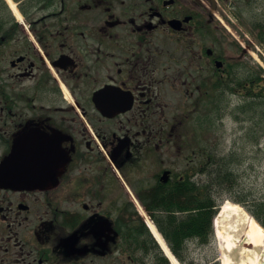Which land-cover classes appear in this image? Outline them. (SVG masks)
<instances>
[{"label":"flooded vegetation","instance_id":"af4514ba","mask_svg":"<svg viewBox=\"0 0 264 264\" xmlns=\"http://www.w3.org/2000/svg\"><path fill=\"white\" fill-rule=\"evenodd\" d=\"M16 1L0 8V171L24 183L0 180V264L159 260L142 217L198 192L201 129L264 97L262 69L226 52L212 0Z\"/></svg>","mask_w":264,"mask_h":264},{"label":"rangeland","instance_id":"374dc122","mask_svg":"<svg viewBox=\"0 0 264 264\" xmlns=\"http://www.w3.org/2000/svg\"><path fill=\"white\" fill-rule=\"evenodd\" d=\"M12 1L17 3L16 0ZM216 1V24L219 34L224 36L222 46L233 59L240 62L246 61L252 70H257L260 67L264 74V40L260 42L257 39L259 31L254 27L256 21L264 18V0ZM4 3L8 6L10 13L14 14L10 2L4 0ZM227 100L228 98H225V102ZM243 100V98L230 99L234 106L237 102L244 103ZM261 102H259L261 105L258 108V114L262 115L264 114V101ZM234 106L231 107L226 102V106H223L226 110L220 113L218 111L217 116L212 120L215 124L213 130L209 127L202 128L199 139H201V143L205 142L204 146L210 144L211 148L219 150L222 155L235 153L238 160L236 162L237 189L243 195H247L249 200L261 198L264 197V135L262 134L264 133V121H261V126L256 124L257 118L253 117L256 111L249 110V106L246 111L240 109L235 111L232 109ZM259 135H262L260 140H258ZM200 152L201 154L204 153L203 150ZM230 193L232 192L227 191L222 196L223 198L220 196V208L214 220L215 233L210 242L201 244L194 239L190 240L187 243L186 251L183 252L184 262L182 264H211L213 262L223 264L221 260L222 243L218 232L220 229H224V223L221 222L222 218L218 217L222 205L229 200L241 205L252 215L245 205L229 199ZM137 212L139 214L138 209ZM146 217L150 218L149 213L142 217L148 227ZM148 229L151 232L149 227ZM153 239L155 240V237ZM147 264L157 263L152 259Z\"/></svg>","mask_w":264,"mask_h":264},{"label":"trees","instance_id":"16d2710c","mask_svg":"<svg viewBox=\"0 0 264 264\" xmlns=\"http://www.w3.org/2000/svg\"><path fill=\"white\" fill-rule=\"evenodd\" d=\"M4 7V0H0V8ZM254 27L258 29L257 39L264 40V18L256 21ZM264 98H253L249 101V110H255L253 117L255 123L264 121V114H258V108ZM261 102V103H259ZM261 126V125H260ZM264 130V128H263ZM264 135V133H262ZM262 135H259L258 140ZM200 173L201 179L198 192L193 191L191 182L184 183V195L168 196L159 200V205H149L159 229L165 235L171 249L184 262L183 252L187 243L194 239L201 244L210 242L214 236V219L220 208L219 199L228 191V195L238 203L245 205L252 215L264 226V197L252 198L243 195L238 187L237 157L235 153L220 154L219 150L211 147H202ZM221 196V198H220ZM155 210V211H154ZM157 211V212H156ZM151 236L152 248L159 253L157 264H170L169 259L163 254L158 243ZM211 264H219L213 262Z\"/></svg>","mask_w":264,"mask_h":264},{"label":"bare ground","instance_id":"6f19581e","mask_svg":"<svg viewBox=\"0 0 264 264\" xmlns=\"http://www.w3.org/2000/svg\"><path fill=\"white\" fill-rule=\"evenodd\" d=\"M8 1L18 14L16 4L12 0ZM218 217L224 223V229L218 231L223 264H263L264 227L241 205L229 200L222 205ZM148 225L172 264H180L153 221L149 220Z\"/></svg>","mask_w":264,"mask_h":264},{"label":"water","instance_id":"95a60500","mask_svg":"<svg viewBox=\"0 0 264 264\" xmlns=\"http://www.w3.org/2000/svg\"><path fill=\"white\" fill-rule=\"evenodd\" d=\"M215 3V0H213ZM8 160V159H7ZM5 161L4 164L1 166V170L0 171V180H5L7 183L13 184V185H20L23 184L24 181L19 179V174L17 172V168L15 166H10L8 164V161ZM3 174H7L8 177H5ZM7 179V180H6ZM168 248L170 249V251L173 253V251L171 250V248L169 247V245L167 244ZM263 253H264V249H263ZM173 255L175 256V254L173 253ZM176 257V256H175ZM177 258V257H176ZM178 260V259H177ZM179 261V260H178ZM180 262V261H179ZM181 264V263H180ZM264 264V261H263Z\"/></svg>","mask_w":264,"mask_h":264}]
</instances>
